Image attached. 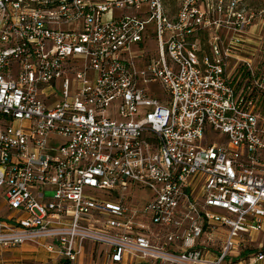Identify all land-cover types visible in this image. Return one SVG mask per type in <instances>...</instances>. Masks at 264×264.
I'll use <instances>...</instances> for the list:
<instances>
[{
    "label": "built area",
    "instance_id": "2783aa9c",
    "mask_svg": "<svg viewBox=\"0 0 264 264\" xmlns=\"http://www.w3.org/2000/svg\"><path fill=\"white\" fill-rule=\"evenodd\" d=\"M0 191L4 251L242 264L264 230V7L0 0Z\"/></svg>",
    "mask_w": 264,
    "mask_h": 264
},
{
    "label": "rangeland",
    "instance_id": "374dc122",
    "mask_svg": "<svg viewBox=\"0 0 264 264\" xmlns=\"http://www.w3.org/2000/svg\"><path fill=\"white\" fill-rule=\"evenodd\" d=\"M245 2L249 7H252L254 9H261L264 7V0H245ZM147 50L149 51L148 53L150 55H152L153 53L156 54V41L155 40L148 42ZM156 89L160 91V86H157ZM159 96L162 99H168L165 97L163 98L162 92H159ZM1 192L2 191H0V195L3 197L4 193H1ZM86 192H89V191H86ZM95 194L99 197H103L105 195L103 191L95 192ZM149 199H150L149 190L142 188L138 185L131 186L129 188V191L125 195V202L129 205L132 202L133 203L136 202L134 205L139 206V205L144 204L146 200H149ZM112 200L114 199L112 198ZM2 202L4 201H2V198L0 197V206H2ZM6 213L7 211L1 207L0 215H4ZM252 240L253 241H245L243 244L240 245V247H238V250L234 248L230 253L231 256L234 254L235 251H237L238 255H240L241 256L240 258L243 260L242 264H249L248 263L249 257H252L253 255L257 253L264 254V230L259 234H253ZM37 249H38V252L34 254L35 258H39V259L45 258L46 256L44 252L40 248H37ZM12 255H13L12 252L0 250V260L1 259L7 260L11 258ZM257 264H264V262H259Z\"/></svg>",
    "mask_w": 264,
    "mask_h": 264
},
{
    "label": "crops",
    "instance_id": "0c3cea01",
    "mask_svg": "<svg viewBox=\"0 0 264 264\" xmlns=\"http://www.w3.org/2000/svg\"><path fill=\"white\" fill-rule=\"evenodd\" d=\"M40 247L32 245H21L15 249L8 250L12 252V257L9 259H1L0 264H58L57 257L49 256L45 251L40 248L45 258H35L34 254L38 252ZM219 249V248H218ZM216 248V250L218 251ZM2 250V249H0ZM83 254L78 257L77 264H105L107 262V249L102 246L92 245L85 243L83 245ZM117 264H151L140 259H134L124 255L121 262Z\"/></svg>",
    "mask_w": 264,
    "mask_h": 264
}]
</instances>
